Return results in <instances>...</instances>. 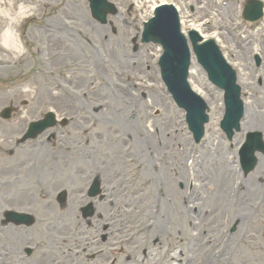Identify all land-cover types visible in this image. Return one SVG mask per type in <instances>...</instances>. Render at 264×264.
Returning <instances> with one entry per match:
<instances>
[{"label": "rangeland", "instance_id": "374dc122", "mask_svg": "<svg viewBox=\"0 0 264 264\" xmlns=\"http://www.w3.org/2000/svg\"><path fill=\"white\" fill-rule=\"evenodd\" d=\"M49 2H51V4L47 5L43 4L42 2L33 0L30 3L31 7H29V9H33L35 13H40L42 11V7L39 8V6H44L43 10H45V14L43 18H38V20L36 21L38 25H31L29 29H22L20 31L19 38L22 39L21 44H23V46L28 49V53L25 55L22 62L19 63L20 66L15 69L16 73L7 72V74L10 75L15 74V77L11 79L10 82L11 84H13L21 81L35 69L40 70L41 74L31 83L30 86H28L27 91H14L11 93L12 95L9 98H7L8 96H0V110L7 106L9 101L18 109L16 115L12 117L13 119L11 120L13 122L10 125H0V132L3 131L5 136L3 137L0 134V152L4 153L5 151L4 141L6 140V138L13 139V137L20 132L23 126L28 123V121H30L31 119L33 120L39 118L47 110L53 109L59 115L63 113H65V115H71L75 113V108L71 104H69L71 105V107L63 109L61 102L65 101L61 96H58L57 99L53 97L55 93H57L58 95V92L55 91L58 86H61L68 92L70 90L74 91L73 86L74 88H83V95H79L78 97L81 100L80 103H75H77V108L79 109L82 105L87 104L86 111H90V114L95 118V120L88 113V116L85 118L90 121L89 124H84L83 122H81V125H83V127H80V125H78L75 128V130H77L78 132H73L71 130L67 132L71 137L72 143H74L69 147V151H71L72 153L70 162L81 161L84 164H88L89 159L92 158L91 150L86 148L88 146L93 150V154L100 153L99 161L102 163H99L97 165L106 170L107 175H110L114 171V169L122 167L124 168L123 175L121 177H118V180H120L122 183H125V181H127L128 183L132 182L129 185V190L131 189V187L135 186L134 182H136L138 185H147V183L149 185H147L149 191L147 190L145 192V195H142V199L139 202H126L127 205H132L130 208L131 211H134V209L137 208L139 209V213L140 211H143L142 214L140 216H138L139 214L134 216L133 222L131 219L132 216H125L123 219V223H131L130 225L132 226L137 225V227H139V230H141V228L146 224L147 220L150 221L152 217L155 219L157 218L158 213H160L158 208L160 207V211L164 212V209L166 210V214L163 217L158 218V220L159 222H164L161 223V225L168 228L166 235L162 236V239H165L168 236H180L181 233L184 236H187L188 232L190 233L196 230L195 227H197V229H201V231L199 232L200 238L204 236V233L209 234L208 236H206L210 237L208 238L210 240L207 239L208 241H206L205 239L207 244L204 240L203 242L201 240L202 248H197L195 250L194 260L197 264H201L199 261L203 260L210 254L214 253V255L220 256V250L222 247H224V250L227 254L226 245H228L229 243L230 247H232L230 259L228 262V259H226L227 257L222 259V264H236L239 261L242 262L243 256L246 262L245 264H264V232L260 231V229L257 230L260 225H264V179L261 180V182H259V180L257 181L255 176L257 170L250 175L243 177L241 174H239L234 164H232L231 166L236 169H234L235 175L232 176V178L230 177V181L227 186L223 187L221 180L218 181L216 178H214V170L208 173V170H210L213 165L209 164L210 159L205 153L206 151L203 152V148L206 147V141H204L199 146L193 145L189 138V135L184 130L183 132H180V127H182V116L180 114V111L177 112L174 106L172 107L170 100L164 98L163 93L159 90V79L158 77H155V75L158 74L156 66L153 65V67H150L148 65V62L151 58V51H144L140 53V56L142 57V59L140 60V67H142V69H140L139 71L142 72V74L140 76H137L133 81L124 79V75H120L119 73V69L121 67H117V64L121 65V63L119 62V55L127 49L128 53L130 54V49L129 47H125L124 41L121 43L120 47L114 48V50L110 48L108 49L109 46L105 45L106 49L110 51L107 52L108 59L111 56L110 53L112 54L113 59L112 62L111 59H109L112 64L108 61L105 62V64L103 63L101 65L97 58L101 55V51H99L101 41L98 39L99 35L97 37L94 35V26L89 27L88 36V34H85V32H83L84 30L82 29L86 26L82 27L78 24L79 19L89 16L87 10L81 7L80 1L49 0ZM125 3L126 2L123 1V4L125 6L123 7V10L120 11L119 16L113 19V25L118 30L124 31L126 33H132L140 26V19L139 15L136 12L130 11L127 7V4ZM207 10L211 11L212 9L210 8ZM17 11L18 5L15 4L13 0H0V33L4 31L8 26L6 20L9 18H13V13H16ZM226 12L228 13L230 12V10ZM214 14H217V12L214 11ZM120 16L127 17V19L131 21V23L128 24L130 26L129 29H123L120 24L121 22H118ZM218 18L219 17H214V21L216 22L215 25L222 26L223 24L218 20ZM70 22L74 24L76 23L77 25L72 26V30H70L69 34H67L61 29L60 24L62 26L65 25L69 28L71 27V25H67V23ZM11 27L15 29V23L11 24ZM46 29L60 30L63 35H65L64 41H62V38L60 37L57 40L49 38L48 34L45 33ZM201 31L205 32L202 28ZM106 35L107 37L110 35L109 31L106 32ZM114 36V41L117 43L118 36L117 34ZM1 50L3 49L0 47V51ZM117 53H119V55ZM6 55L9 54L6 53ZM14 57L15 56L12 54L8 56L11 61L14 59ZM99 59L103 60V58ZM115 60L118 61L117 64H113L115 63ZM75 63H77L78 65ZM75 65H77V68L75 71H72L71 68ZM243 68L244 78H247L249 73L251 77L258 75V73L251 72L247 68V65H244ZM68 72L71 73V75H68ZM68 76H70L71 80H69ZM99 76H102V83L106 82L109 87L110 82L118 84L121 83L120 85H122L123 87H126L128 85L127 83L134 84L135 82L142 83L146 86L149 84H154L155 86L153 88H149L151 91L150 96L153 101H159V107H157V110L158 112H160V114H162L161 117H163V119L165 120L164 122L156 121V125L160 129V133H157L155 131L153 133L154 135L151 132L145 134L142 128L141 134H144L146 137L145 142H142L141 140H139V129L136 126L123 127L121 129L123 131L120 134L118 131H115L116 128L113 125L106 123L107 120L106 122L101 121L102 115L104 116V118H110L114 116L113 112L110 113V110L108 109V107H110L111 104L114 103L111 101L112 94H109V96L106 98L104 96L99 97L96 92H99L100 89H93L96 92H93L92 89H89L90 86H97L96 79H98ZM73 77L75 78V81L72 80ZM69 81L73 82V86H70ZM197 82L200 83L201 81L197 80ZM117 90L119 91L120 89ZM142 91H139L135 94L136 98L140 97V93ZM253 91H257L256 88H253ZM147 97L149 96L147 95ZM24 101L27 103V105L21 106V103ZM103 103H106L107 106L102 108L96 114L91 113L93 111V108H99L97 107V104L102 105ZM144 106L145 103H142L140 107L144 108ZM61 109L65 111L62 112L60 111ZM139 110L140 108L136 110V112L138 113V115H141V112ZM86 111L82 110L83 115H87ZM138 115L134 117L135 123L136 120H139ZM211 116L212 121L216 119L214 111H212ZM89 117H91L92 119H90ZM262 130L264 137V125ZM83 131L84 133H82ZM172 131H174L176 134H170ZM166 132H168L169 135H166ZM80 133H82L81 136L79 135ZM185 135H187L188 139ZM119 136L121 137V139L119 138ZM126 137H128L129 141ZM205 137V139L209 141V143H211V141H216V137H212L211 125L209 126ZM136 140L139 142L137 143ZM87 141L89 144H86ZM39 142L41 144V147L39 148L40 151L36 147H33L34 151L29 150L23 153L21 159L26 157L28 161L31 160L28 158L33 155L35 156V158L39 156L36 162H40L44 159L41 156V151L43 152L45 150L48 159L52 156L56 157L57 154H59L53 148H49L50 144L52 147H55V143L47 142L46 138L39 140ZM163 143L164 145H162ZM221 144H223V152L227 154V156L224 158L225 163L227 164V162L229 161L230 163H233L231 155L233 151L232 143H230L229 145L226 143ZM146 145H152L156 148L158 158L155 157V161L157 159L159 160L160 157H162L160 148H163L161 150H165V153L167 151L166 155L163 156L164 162H158L160 165L165 164V166H167V163H171V161L174 160L183 161V166H181L179 163L178 164L179 167L184 168L183 173H185V176L179 179L177 178V180L172 179V177H167V180L170 181V185L172 188H170L171 190L169 189L170 192L168 194L170 195L166 198L165 196L162 197L163 194L161 192L158 193L162 188L156 189L155 187H157V183L156 186L154 185L150 187V184L152 185L153 180L155 179L152 178V172L149 169H145L144 167V165L147 164L145 163L147 161L144 159L145 155H138L139 150H147ZM38 146L39 144H37V147ZM102 152L103 155L101 154ZM191 152H195V156L191 157ZM61 155L63 154H59V156ZM36 162L34 163L37 165V167L34 170L40 172L41 168H43L41 167L42 163ZM261 162H263L264 166V160ZM34 163H26L25 167H29ZM0 164L3 163L0 161ZM88 165L90 168H92L93 166L92 163ZM42 172H44V169ZM177 173L179 177L183 175V173ZM257 174L264 175V170H260L259 168ZM13 175H16V170L4 172L3 175L0 174V181L5 180V178L7 177V179H10L13 177ZM25 175L27 174L25 173ZM107 175H104V173L102 174L103 177H106ZM192 176L195 177L197 182L192 181ZM122 177L124 178V181L123 179H121ZM153 177L155 178L154 175ZM132 178L134 181L132 180ZM194 186H198V190L195 189ZM178 188L184 191V195L187 194L186 198L188 199L189 205V208L187 209H181L177 202L178 197L175 192ZM226 188L227 192L225 193L223 192V189ZM35 193L36 192L34 191L33 195ZM143 198L145 200H143ZM17 203L19 205H24V199L16 202L15 204ZM190 204L193 206L191 207ZM4 207V204L0 200V211ZM261 207L263 208L260 209ZM237 214H240L243 216V218H245L240 227H238L235 222V217ZM60 218V216L57 217V219ZM154 227L155 225L152 226L153 231ZM18 234L24 236L25 240L27 239L26 235L28 234L24 232L21 233L19 231ZM210 235H212L213 237L218 236L217 240L214 243L212 242V238ZM250 235H255V239L251 241L244 240ZM220 236L222 237L220 238ZM168 239L169 238L165 239L164 242L166 241V244H171L168 243ZM241 240H243V242H240ZM171 241L173 242L174 240L171 239ZM187 243L188 242H186V244ZM14 244V239H11L7 242L5 231L0 233L1 256H4V252H7L11 246H14ZM259 245L262 247L261 253L254 248ZM236 246L238 247V249H236ZM134 250L136 251V253H132V256L136 255L137 261L131 259L130 264H141L145 260H140L141 258H144L141 254L142 249L141 247H138L136 245L134 247ZM149 251L151 252V249H149ZM148 256H150V254ZM153 262L155 263V261ZM161 264L166 263L161 261Z\"/></svg>", "mask_w": 264, "mask_h": 264}, {"label": "bare ground", "instance_id": "6f19581e", "mask_svg": "<svg viewBox=\"0 0 264 264\" xmlns=\"http://www.w3.org/2000/svg\"><path fill=\"white\" fill-rule=\"evenodd\" d=\"M16 16L17 15H14V17H16ZM13 20H15V19H13ZM0 41H1L2 47L4 49L8 50L9 52H11L13 54H16L17 53V50H18L17 47H16L17 44L14 43V40H13V33H12L11 26H10V28H8L5 31V33L2 36V39L0 38ZM123 92H126V91H123ZM196 92H198V93H200L202 95V93L199 92L198 90H196ZM129 93L130 92H127V93L123 94L124 96L120 97V102H121V104L123 106L122 108H120L121 109L120 110L121 111V113H120L121 114L120 115L121 117L116 116V115L114 117V120H117L118 122H122V124H124V125L127 124L128 126H130L131 125L130 123H132V120H131L132 118L129 119V117H130L131 113L133 112V109L130 106V104H127V102H126V95L129 94ZM53 97L55 99L58 98L57 95H53ZM261 125L262 124L258 121L257 114L256 115L249 114L248 115V122L247 121L246 122H242L241 129H243L245 127L259 129L261 127ZM254 126H256V127H254ZM251 130H255V129H251ZM243 131H246V130H242V132ZM137 143H138V141H137ZM218 147H219V145H216L215 146V151L214 150L213 151L214 152H217L218 151ZM141 151H142V149H141ZM219 153L220 152H218V154H217V158H219ZM172 168H174V167H172ZM157 172L160 173V170H157ZM214 175H215V177H217L219 175V177H220L219 178V181L221 180V183H222L223 187H226L227 184L230 181V177H231L232 173H231V171L229 170L228 167H220V169H215L214 170ZM263 176L264 175H262L261 177H263ZM161 181L165 182L164 179L161 180ZM192 181H195L196 182V179H195L194 176H193V180ZM163 185H164V183H163ZM165 187H167L166 184H165ZM194 187H195V189H198V186H194ZM223 192H225V189H223ZM181 206H183L182 205V202H181ZM162 227H164V226H162ZM155 235L156 236H159L160 235V232L158 231V233H156ZM172 259H173L174 262H176V264H190V261L187 260V258L185 256H183L180 253V251L176 255L174 254L172 256ZM205 262H206V264H216L215 262H213L212 260H209V259H206Z\"/></svg>", "mask_w": 264, "mask_h": 264}]
</instances>
